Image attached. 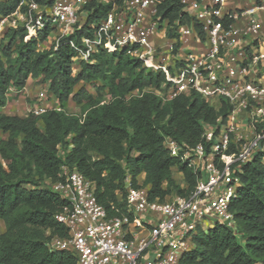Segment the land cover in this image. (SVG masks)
<instances>
[{"label": "trees", "instance_id": "1", "mask_svg": "<svg viewBox=\"0 0 264 264\" xmlns=\"http://www.w3.org/2000/svg\"><path fill=\"white\" fill-rule=\"evenodd\" d=\"M124 1L114 0L119 5ZM18 3L0 0V17ZM112 5L113 1L88 3L87 23L63 38L58 49L40 48L51 33L49 27L32 38L24 26L7 28L0 38V131L5 135L0 139V220L5 225L0 232V264H77L74 251L48 246L52 237L68 235L56 217L66 201L45 183L59 178L63 164L95 181L98 199L110 215L116 213L111 205L124 210L128 170L134 185L145 174L143 184L151 199L189 196L197 175L170 154L164 139L170 136L195 146L203 142V123L228 113L225 100L216 109L197 93L164 101L156 92L164 74L147 69L125 50L101 48L92 61L81 60L75 72L76 52L69 40L80 42L82 35H91L92 25L97 26ZM183 8L181 0L158 4V17L169 21L170 37L178 35L171 27L175 21H191ZM29 78L46 84L49 99L57 100L61 110L24 116L4 112L9 93L23 89ZM81 81L94 92L85 85L77 89ZM70 101L80 106V113L67 111ZM236 166L240 185L229 209L237 228L218 221L208 233L194 235L181 264H264V152ZM175 169L184 185L175 178Z\"/></svg>", "mask_w": 264, "mask_h": 264}, {"label": "built area", "instance_id": "2", "mask_svg": "<svg viewBox=\"0 0 264 264\" xmlns=\"http://www.w3.org/2000/svg\"><path fill=\"white\" fill-rule=\"evenodd\" d=\"M92 1L113 5L92 25L91 35L69 40L76 52L74 70L101 48L125 50L147 69L164 74L161 88L168 87V94L156 89L164 101L197 93L216 109L223 100L230 107L225 117L203 123V142L195 146L164 139L170 154L197 175L189 196L151 199L149 187L139 178L134 185L128 170L124 210L111 205L116 213L110 215L98 199L95 181L63 164L59 178L45 183L66 201L56 217L68 235L52 237L48 246L74 251L77 264H181L203 224L201 229L218 221L237 228L229 209L240 185L236 165L264 152V30L258 17L264 0H242L244 5L231 9H226L229 0H181L191 21H175L171 27L178 35L173 37L168 19L158 17L161 0H125L121 5L114 0H19L13 12L0 17V38L7 28L24 26L32 38L49 27L55 34L52 47L58 49L63 38L87 23L91 12L85 6ZM48 99L46 85L28 113L61 110L57 100Z\"/></svg>", "mask_w": 264, "mask_h": 264}, {"label": "rangeland", "instance_id": "3", "mask_svg": "<svg viewBox=\"0 0 264 264\" xmlns=\"http://www.w3.org/2000/svg\"><path fill=\"white\" fill-rule=\"evenodd\" d=\"M54 40H55V34H54V32H51L50 35L48 36V38L40 44V48H51ZM78 71H79V67L77 69H75V72H78ZM84 85H85V83L81 81L76 88L79 89L80 87H82ZM85 86L90 91L94 92V89L91 85L88 84ZM45 87H46V84L40 82L39 80H34L32 78V80L29 82V85L26 87V89H24V90L22 89V91L20 90L21 92L16 94L15 97H13V99H15L16 108L11 109V107H9V109L13 112V114L24 116L25 114H27L29 112L30 107L36 101L37 93L39 91L43 90ZM160 92L163 95H167L168 94V87L167 88H161ZM48 100L53 101L52 99H48ZM66 109L69 113H72V114L80 113V106L77 105L74 101H70V103L68 104ZM2 138H3L2 132L0 131V139H2ZM174 176L180 182V184H182V185L185 184L182 180V178H183L182 174L180 172H178V170H176V169L174 170ZM144 177H145V175L141 174L139 179L141 181H144V179H145ZM203 223H207V220H203ZM202 227H206L205 224H203V226H201V228ZM4 230H5L4 222L2 220H0V232H3ZM208 230H209V228L197 230V231H195V235H202L203 233H208Z\"/></svg>", "mask_w": 264, "mask_h": 264}, {"label": "crops", "instance_id": "4", "mask_svg": "<svg viewBox=\"0 0 264 264\" xmlns=\"http://www.w3.org/2000/svg\"><path fill=\"white\" fill-rule=\"evenodd\" d=\"M245 2L242 0H229L227 5H226V9H231V8H236V7H240L242 5H244ZM258 17L262 22L263 25V30H264V11L259 12L258 13ZM32 80V78H29L27 85L23 88L26 89V87L29 85V82ZM22 91V90H21ZM20 90L17 91H11L8 95V104L6 105V107L3 109L4 112L8 113V114H13V112L9 109V107H11V109H15V99H13V97L16 96V94L21 92ZM12 100V101H11ZM13 107V108H12ZM2 136L4 137L5 135L2 134Z\"/></svg>", "mask_w": 264, "mask_h": 264}, {"label": "clouds", "instance_id": "5", "mask_svg": "<svg viewBox=\"0 0 264 264\" xmlns=\"http://www.w3.org/2000/svg\"><path fill=\"white\" fill-rule=\"evenodd\" d=\"M22 90V89H21Z\"/></svg>", "mask_w": 264, "mask_h": 264}]
</instances>
